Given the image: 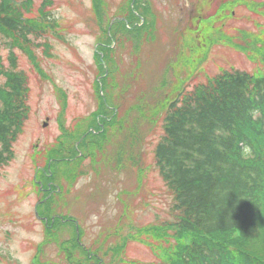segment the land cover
<instances>
[{"label": "rangeland", "instance_id": "obj_1", "mask_svg": "<svg viewBox=\"0 0 264 264\" xmlns=\"http://www.w3.org/2000/svg\"><path fill=\"white\" fill-rule=\"evenodd\" d=\"M140 1L15 0L24 21L49 29L31 34L29 44L0 31V69L15 55L28 89L27 116L0 168V264H88L78 238L107 264H157L179 245L167 232L115 249L112 231L121 226L124 240L174 222L153 152L166 105L225 71H264V0ZM98 118L106 120V140L80 143L89 127L101 132H94ZM75 148L84 158L56 166L62 193L38 211L73 216L79 237L72 224L46 230L34 216L46 195L35 174L50 153L66 157Z\"/></svg>", "mask_w": 264, "mask_h": 264}, {"label": "trees", "instance_id": "obj_2", "mask_svg": "<svg viewBox=\"0 0 264 264\" xmlns=\"http://www.w3.org/2000/svg\"><path fill=\"white\" fill-rule=\"evenodd\" d=\"M95 2L93 11L99 17ZM133 2L136 6L142 1ZM18 5L15 0H0V31L29 44L31 34L49 28L24 21ZM95 56L99 59L100 55ZM9 59L10 67L0 69L4 76L0 84V168L10 160L12 143L27 116L26 79L15 71V55L11 53ZM183 92L166 105L163 132L153 150L159 174L172 194L174 222H158L151 231L149 225L135 229L124 240L122 227L117 230L115 226L114 248L124 250L129 238L147 234L156 241L161 233L171 232L180 243L157 264H264V71H225ZM104 130L95 135L88 128L80 143L88 144L91 135L100 137L94 143L103 142L107 138ZM74 152L66 157L50 153L43 167L50 163L51 177H55L61 162L68 169L70 163L84 158ZM37 175L40 181L46 179L45 169ZM164 226L173 230L162 231Z\"/></svg>", "mask_w": 264, "mask_h": 264}, {"label": "flooded vegetation", "instance_id": "obj_3", "mask_svg": "<svg viewBox=\"0 0 264 264\" xmlns=\"http://www.w3.org/2000/svg\"><path fill=\"white\" fill-rule=\"evenodd\" d=\"M112 125H114V123ZM99 126H100L99 131H102L104 129V124L100 122ZM50 166H51V164L48 163L45 168L44 167L40 168L43 170L45 169V174H46V183H44V180H41L39 182L41 185L39 192L40 193H46L45 197H47V200L45 202H48L52 198L53 195H56V194L58 195V194L62 193L61 185L59 183H57V181H55L54 177H51V175L53 174L52 173L53 170L50 168ZM45 197H43V199ZM34 216L36 217V219H38L40 222L43 223L44 228H53L56 221H59L62 224H66V223L72 224L74 226V232L79 237V234H80L79 226H77L76 219L71 215H61V214L57 213L56 211L50 210L49 208H47L46 210L41 211V215L36 212V214H34ZM77 228H78V232L76 231ZM76 245L81 246V248L86 250V252L88 253V258H89L88 264H105L106 263V262H104V260L101 257L99 258L95 252L93 253L90 251L92 249V245H90V246H88V248H86V245L83 243V240H81V239L79 240V238L76 242ZM62 249L65 250L64 246L62 247ZM32 261H34V260H32Z\"/></svg>", "mask_w": 264, "mask_h": 264}, {"label": "water", "instance_id": "obj_4", "mask_svg": "<svg viewBox=\"0 0 264 264\" xmlns=\"http://www.w3.org/2000/svg\"><path fill=\"white\" fill-rule=\"evenodd\" d=\"M46 123H44V125H45ZM40 202H38L37 204H36V206L39 204ZM36 206H35V212H36ZM78 230V229H77Z\"/></svg>", "mask_w": 264, "mask_h": 264}]
</instances>
